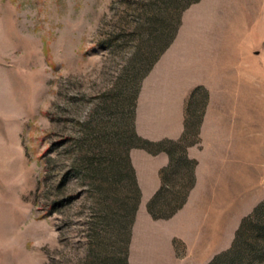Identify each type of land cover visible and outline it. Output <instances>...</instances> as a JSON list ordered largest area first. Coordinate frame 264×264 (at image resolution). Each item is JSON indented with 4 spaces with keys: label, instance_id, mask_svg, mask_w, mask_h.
Wrapping results in <instances>:
<instances>
[{
    "label": "rangeland",
    "instance_id": "rangeland-1",
    "mask_svg": "<svg viewBox=\"0 0 264 264\" xmlns=\"http://www.w3.org/2000/svg\"><path fill=\"white\" fill-rule=\"evenodd\" d=\"M171 61L207 84L209 247L177 252L264 264V0H0V264H129L126 148L155 92L131 77ZM165 251L154 235L135 264L184 263Z\"/></svg>",
    "mask_w": 264,
    "mask_h": 264
},
{
    "label": "crops",
    "instance_id": "crops-1",
    "mask_svg": "<svg viewBox=\"0 0 264 264\" xmlns=\"http://www.w3.org/2000/svg\"><path fill=\"white\" fill-rule=\"evenodd\" d=\"M167 65H157L149 73L131 77L135 85H147L155 92L152 97L142 94L137 99L132 140L126 148L129 177L136 192L129 208L128 226L133 232L129 264H135L134 250L138 245L152 240L154 235L162 250L165 248L167 258L172 253L177 260L185 258L183 264H205L210 260L207 255L193 261L191 252L188 257L177 252L178 248L193 251L209 247L208 239L202 235L207 223L197 205L203 198L202 189L198 186L194 190L195 178L201 182L208 164L194 147L191 134L195 113L192 106L199 101L195 100L199 95L195 89L207 84L195 80L193 73H182L172 61ZM129 80L123 85H129ZM217 248H225V241Z\"/></svg>",
    "mask_w": 264,
    "mask_h": 264
},
{
    "label": "trees",
    "instance_id": "trees-1",
    "mask_svg": "<svg viewBox=\"0 0 264 264\" xmlns=\"http://www.w3.org/2000/svg\"><path fill=\"white\" fill-rule=\"evenodd\" d=\"M264 206V205H263ZM259 212V211H258Z\"/></svg>",
    "mask_w": 264,
    "mask_h": 264
}]
</instances>
